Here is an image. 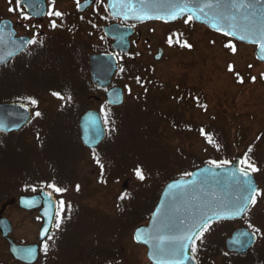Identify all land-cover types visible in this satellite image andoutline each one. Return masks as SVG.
<instances>
[{
	"label": "rangeland",
	"instance_id": "rangeland-1",
	"mask_svg": "<svg viewBox=\"0 0 264 264\" xmlns=\"http://www.w3.org/2000/svg\"><path fill=\"white\" fill-rule=\"evenodd\" d=\"M16 8L17 0H0V21L20 22ZM142 30L149 34L153 46L167 47V56L155 64L145 48L133 74L124 72L119 76L117 85L126 96L123 107L110 110L85 102L88 89L83 87L82 69L78 75L81 73L83 103L70 105L48 98L38 99L35 105L27 103L34 112L31 125L19 135H0V198L9 201L21 193L33 194L35 185L48 188L59 202L64 201L63 209L59 203L58 211L62 222L59 228L56 224L49 248L75 246L70 255L81 245L97 242L102 259H87L88 264H149L146 250L134 243L133 232L144 222L141 216L156 204L163 184L187 177V173L209 161L232 162L247 154L260 169L255 174L258 173L261 195L245 219L225 230L232 233L249 225L260 229L254 255L264 259V67L255 59V47L184 20L173 29L152 24ZM21 33L28 31L23 28ZM164 37H172L171 46ZM177 41H187L192 47H181ZM229 42L235 44V54L225 47ZM37 53L54 69L23 72L32 79L31 93L62 94L74 53L68 52L63 43H43L35 49V57ZM229 65H233V71L228 70ZM16 66L14 63L8 68L7 92L0 98L5 99L2 102L20 99L13 93L15 77H20ZM237 73L243 83L237 82ZM20 93L28 91L21 89ZM90 108H100L108 133L105 143L95 152L86 151L79 139L78 120ZM36 112L41 115L36 116ZM135 115L141 120L135 122ZM130 118L135 128L127 126ZM250 147L252 151L248 152ZM138 168L143 180L136 175ZM49 185L65 191L57 193ZM3 217L14 227L12 238L16 244L37 242L40 225L35 217L21 214L14 207L8 208ZM204 247L215 259L209 264H233L232 259L225 258L224 242ZM0 256V261L15 264L1 235ZM66 257L69 256L65 254ZM57 260L62 264L66 261Z\"/></svg>",
	"mask_w": 264,
	"mask_h": 264
},
{
	"label": "water",
	"instance_id": "water-1",
	"mask_svg": "<svg viewBox=\"0 0 264 264\" xmlns=\"http://www.w3.org/2000/svg\"><path fill=\"white\" fill-rule=\"evenodd\" d=\"M182 0H108L107 8L111 17L122 21L134 22H164L156 16L165 15L173 5ZM204 0H190V6L202 4ZM214 5L213 8H205L204 13L196 12L193 22L202 25L210 31L222 35L215 28L216 17L221 14L225 18L220 19L218 26L225 31L235 24L236 35L228 37L237 42L255 46L256 60L264 65V59H260L261 53L258 43H250L249 40H259V34L264 27V0H208ZM246 3L249 7L233 8L234 4ZM115 4V7L113 5ZM127 4L128 6H125ZM147 14L151 19H138L137 17ZM167 23L182 20L190 15ZM244 35L246 40L238 37ZM224 36V35H223ZM26 38H17V33L11 21L0 23V65L8 63L11 59L22 53L29 45ZM127 37L120 39L115 50L127 53L129 50ZM161 53V52H160ZM91 75L94 83L103 88H109L118 71V62L115 56H97L92 58ZM108 105L122 107L125 103L122 88L112 89L106 96ZM32 120L31 109L24 104H1L0 105V133L11 134L19 132ZM80 138L82 144L90 150L97 149L106 139V128L102 115L96 111L87 112L79 122ZM240 159L235 160L227 167L215 168L210 165L202 166L194 170L188 178L170 182L164 188L159 203L152 215L148 227L141 226L133 233L136 244L146 246L149 249V259L152 264H196L191 253L190 241H183L188 245L184 251L180 250V239L193 231L207 217H212L210 224L219 221L240 220L246 213L235 214L238 204L237 197L246 195L244 191L245 178L239 176L237 169H242ZM235 173V175H234ZM253 185L259 189L258 182L251 174ZM44 198L45 208L41 212L44 218V226L40 232V241L49 237L55 226L58 211V203L54 195L49 191H43L41 196L21 197L19 202L26 210L37 208V202ZM252 205H249V209ZM0 228L3 238L9 243L11 255L25 264H34L38 259L39 247L37 245L17 246L10 238L12 225L6 219L0 218ZM46 230V231H45ZM140 231L141 239L147 243L137 242L134 238ZM248 235H242V234ZM257 237L248 230H238L226 242L227 250L241 256L247 255L248 251L256 244ZM241 242H246L242 245ZM33 250L32 255L27 254Z\"/></svg>",
	"mask_w": 264,
	"mask_h": 264
},
{
	"label": "flooded vegetation",
	"instance_id": "flooded-vegetation-1",
	"mask_svg": "<svg viewBox=\"0 0 264 264\" xmlns=\"http://www.w3.org/2000/svg\"><path fill=\"white\" fill-rule=\"evenodd\" d=\"M107 5H108V0H79V6L77 5V0H20V3L19 5L17 4V8H16V16L18 17V21L20 22L18 23L14 21L12 22L14 25V29L17 33V37L26 38L29 41L35 39L37 43L36 44L29 43L28 47L22 53H20L18 56L10 60L8 63L0 65V95H1L0 98L5 97V94L7 92L6 77H7L8 68L11 67L14 63H16L17 64L16 68L20 72V77L19 75H18L19 78L15 77V84L13 86V93L15 97H18L20 99H18V101L2 102L5 100L4 99L1 100L0 103L1 104L18 103V104L26 105L27 103H31L30 102L31 100H35L38 102V99L40 100L46 98L53 99L54 101L56 99H59L64 101L65 104H70V105L83 103V95H82L83 92H81L83 88L79 83L80 75L81 73H83L82 74V76H84L83 87H87L88 89L87 91L88 96L84 101L88 103H94L95 105H98V107L100 108L104 107L110 110H115L113 107L108 105L106 96L112 89L121 87L117 85V81L120 75H122L124 72H127V74L130 75L133 74V67H135V65L141 61V55L143 54L142 50L146 48V53L148 58L152 60L155 64L161 63L167 56V52H166L167 47L153 46L152 39L148 36L149 34L147 32L145 33L142 30V27L149 26L152 24H159L173 29L181 22L179 21L172 23H161V22L136 23L133 21H121L111 17ZM50 11L51 12L59 11L63 15L61 17H56L55 15L49 16L48 12ZM25 17H30V18L26 19ZM6 20L7 19L4 20L2 19L0 23ZM53 21H55V23L57 24L56 28L52 27ZM23 28H25L28 31L27 34L21 33ZM149 32L153 33L154 30L153 31L150 30ZM169 36H171L170 33ZM124 37H127L130 45L128 52L125 54L115 50V47L119 43L120 39L124 40ZM167 39L169 41V38ZM167 39H165L164 37V40L167 41ZM43 43L58 44V45L60 43H63L64 48L68 52L74 53V59L68 64L69 68L71 69L70 74H68V76L64 78L62 84V86L65 87V91H63L59 97L44 96L41 94L31 93L32 79L30 75H26L27 73L25 74V76H23L24 71H29V70L32 71L33 68L54 69L53 67H51L49 62H44L39 59L38 57L39 53H37L35 57L34 54L35 49L36 48L39 49L43 45ZM97 56H115L118 62L119 70L115 75L111 86L106 89L97 86L92 80V75L90 70L92 64V58ZM80 69L82 70L80 75H78ZM138 72L139 69L137 73ZM21 89L27 90L28 93L22 95L20 93ZM99 109H95V108L87 109L81 115V117L89 111L100 112ZM32 114L34 117L33 109H32ZM33 117H32V121H33ZM32 121L30 122L29 125H31ZM29 125L23 128L22 130H20L19 132H13L11 134L0 133V135L5 137H9L12 135H19L24 130H26L27 127H29ZM81 146L88 152H95L97 149L101 147L100 146L97 149L90 150L87 149L85 146H83L82 143ZM42 183L45 182H40L38 184H42ZM33 188H34L33 194L27 195L21 193L15 197H11L9 201L5 199L6 197L0 198L1 201L0 218L8 220L3 216L8 208L14 207L21 214L25 213L30 216H33L35 217L34 219L38 221V225L40 226L37 233V242L35 244H30L32 246L37 245L40 249L37 258L38 260L34 264L61 263V261L57 259H66L65 264H88L87 259H102L101 258L102 248L101 245H99L97 242H95L94 244L89 242L84 246L81 245L80 248H77V251L79 250L78 253L77 251H75L70 255H69V251L73 250L75 246L71 247L70 245H68V247L66 246L65 249H63L62 247L52 245L51 247L52 249L49 248V245L51 244V241L56 233V221H55L54 231L49 236L51 238L47 237L43 241H40V232L44 226V218L42 217L41 212L45 208V199L44 198L40 199L37 202V208L35 207L32 208L31 210H26L23 207H21L19 200L21 197L34 198L36 196H41L43 191L50 192L51 190L44 187H40L41 188L40 189L38 185L33 186ZM160 195L161 192H159L158 200L154 205V207L151 209V211L148 214L141 216L142 221L144 222L140 223L137 227L149 226V223L152 218V214L160 199ZM58 211H59V201H58ZM245 217L243 219H245ZM57 219L58 217H56V220ZM243 219L235 222H216L210 224L208 231L204 232L203 234L202 237L203 242L201 243L200 240H197L195 242L198 250L195 254L193 253L192 254L196 261V264H209V263H213L215 260L210 258L209 253L211 250H208L207 247H204V244L208 245V247L210 248H213L212 246H214V244H220V243L223 244V242L227 252L225 258L229 260L232 259L233 264H264V259H260L258 257L259 255H254V251L260 242V234L258 233H255V235L257 236L256 245L253 248H251L248 251L247 255L245 256H239L237 254L230 253L226 248L227 240L237 230L246 229L250 232L253 231L252 228L246 226L237 228L232 233L229 232V230H225L229 228L230 225H232V223L233 224L240 223ZM10 224L12 225L11 222ZM13 231H14V227L12 225V233L10 234V238L15 243L14 239L12 238ZM0 235L2 240L6 242L8 245V252L12 258L11 259L12 262L15 264H25L23 262L17 261L11 255L9 250V243L3 238L1 228H0ZM45 244L48 246L46 256L44 254ZM16 245L29 246V244L23 245L18 243ZM140 247L146 250V259L149 264H152L148 257L149 249L146 246H140ZM65 254L68 255L69 257L64 258ZM228 263L229 262H226L225 264ZM0 264H7V263L0 261Z\"/></svg>",
	"mask_w": 264,
	"mask_h": 264
},
{
	"label": "snow or ice",
	"instance_id": "snow-or-ice-1",
	"mask_svg": "<svg viewBox=\"0 0 264 264\" xmlns=\"http://www.w3.org/2000/svg\"><path fill=\"white\" fill-rule=\"evenodd\" d=\"M19 3H20V0H17V4L18 5H19ZM77 5L79 6V0H77ZM125 6H128V5L125 4ZM113 7H115V4L113 5ZM213 7H214V5L212 3H210V2H208V0H204V2L202 4L195 5L194 7L190 6V0H182L181 3H177V4L173 5L171 7V9L165 15L156 16L155 18L162 19V20H164V22L167 23L170 20H176V19H179L182 16H185L186 13H191L190 15H187V18L184 20V22L187 24V23L192 22L194 20V18L198 19V17L195 16L196 12L204 13L205 8L211 9ZM239 7L247 8V7H249V5L246 4V3L234 4L233 5V8H239ZM10 11H11V9H10ZM48 15L49 16L55 15L56 17H61L63 14L60 13L59 11H55V12H51L50 11V12H48ZM25 18L28 19L30 17H25ZM137 18L143 20V19H151L153 17L150 16V15H147V14H142V15L138 16ZM223 18H225L223 16V14H221L219 17H216L217 23H213L212 27L215 28L218 32H220L225 37H233V36H235L236 35V31H235L236 25L235 24L229 25L228 27L230 28V30H228V31H225L224 29H222L221 27L218 26L219 20L223 19ZM52 27L53 28L57 27V24L55 23V21L52 22ZM238 38L240 40H246L247 39V37L244 36V35H240ZM168 42H169V45L171 46V44L173 42L172 41V37H169V41ZM177 42L180 43L181 47H187L189 49L192 47L190 44L187 43V41H184V42L177 41ZM248 42H250V43H258L261 53H264V27H262L261 30H260L259 40L258 41L257 40H249ZM27 43L36 44L37 41L35 39H33V40H30V41H27ZM225 47L229 48L233 54H235L236 51H237V48H236L235 44H233L231 42L227 43L225 45ZM260 59H264V55H261ZM249 67H251V65H249ZM121 70H123V69H121ZM228 70L229 71H233V65H229L228 66ZM236 75L238 76V81L237 82L238 83H243L244 82L243 78L240 77L238 73ZM255 79H256L255 77H252L253 82H255ZM137 82H139V78L137 79ZM53 95L57 96V97L60 96L59 93H55V92L53 93ZM60 98H62V97H60ZM30 102L33 105H35L37 103V101H35V100H31ZM35 115L36 116H40L41 113L40 112H36ZM201 134L205 135L203 129H201ZM208 140L211 143V137H208ZM251 151H252V148L250 147L248 149V152H251ZM96 159H97V163H99V159L98 158H96ZM209 163L215 168H223V167L229 166L231 162L225 160V161H220V162L209 161ZM240 163L245 165V167L242 168V169H237V172L239 173V176L245 178L244 191L247 194L237 197L238 204H237L236 209H235V214L236 215H239L241 213H246L249 210V205H255L256 202H257L256 201V197L261 195L259 189L253 185V182L251 180V174L259 172L260 169L257 168L254 163L251 162V160L247 156V154L245 155V158L240 161ZM100 167H101V169H103V165L102 164L100 165ZM136 175H137V177L140 180H143L145 178L143 173H142V171L139 168L136 170ZM186 175H191V173H187ZM234 175H235V173H234ZM49 187L53 188V190L55 192H57V193H61V192L65 191L64 189L58 188L55 185H49ZM77 191H79V185H77ZM121 199H123V197H121ZM59 203H60L61 209H63L64 201L61 200ZM57 217H58V219L56 220V224H57V228H59L60 223L62 222V218L59 217V214H57ZM211 221H212V217H207V219L203 220L201 222V224L198 226V230L197 231H193L190 235H188V234L184 235L180 239V250L184 251V250H186L188 248V245L183 243V241H185V240L186 241H190L191 244H192L191 252L193 254H195L197 252V250H198L197 247H196V243L195 242L197 240H200L201 243L203 242L202 241L203 234H204V232L208 231ZM249 227L253 229L252 235H255V233H258L260 231V229H258V228H253L252 225H249ZM242 235H248V234L245 233V234H242ZM49 238H51V237H49ZM134 238L136 239L137 242L147 243L146 239L145 240L141 239V234H140L139 230L136 233ZM241 243L243 245L246 242H241ZM47 249H48V246L45 244V246H44L45 253H47ZM32 252H33V250L29 249L27 254L29 256H31Z\"/></svg>",
	"mask_w": 264,
	"mask_h": 264
},
{
	"label": "trees",
	"instance_id": "trees-1",
	"mask_svg": "<svg viewBox=\"0 0 264 264\" xmlns=\"http://www.w3.org/2000/svg\"><path fill=\"white\" fill-rule=\"evenodd\" d=\"M135 116H136V115H135ZM130 119H131V118H130ZM138 119L141 120V117L136 116V117H135V122H138ZM131 121H132V122H131ZM131 121L128 120V125H127V126H128L129 128H135L132 119H131ZM255 159H256V158H255Z\"/></svg>",
	"mask_w": 264,
	"mask_h": 264
},
{
	"label": "bare ground",
	"instance_id": "bare-ground-1",
	"mask_svg": "<svg viewBox=\"0 0 264 264\" xmlns=\"http://www.w3.org/2000/svg\"><path fill=\"white\" fill-rule=\"evenodd\" d=\"M79 121H80V120H79ZM79 121H78V122H79ZM78 128H79V133H80V127H79V123H78ZM79 138H80V134H79Z\"/></svg>",
	"mask_w": 264,
	"mask_h": 264
}]
</instances>
